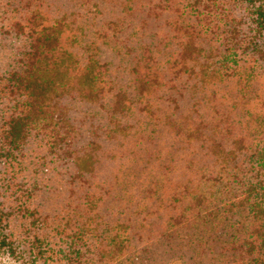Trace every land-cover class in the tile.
<instances>
[{
	"label": "trees",
	"instance_id": "1",
	"mask_svg": "<svg viewBox=\"0 0 264 264\" xmlns=\"http://www.w3.org/2000/svg\"><path fill=\"white\" fill-rule=\"evenodd\" d=\"M53 1L0 0V254L264 264V0Z\"/></svg>",
	"mask_w": 264,
	"mask_h": 264
},
{
	"label": "rangeland",
	"instance_id": "2",
	"mask_svg": "<svg viewBox=\"0 0 264 264\" xmlns=\"http://www.w3.org/2000/svg\"><path fill=\"white\" fill-rule=\"evenodd\" d=\"M49 1L56 3L53 0H45V3L49 2ZM50 6L54 7V5H50ZM80 10L82 12L84 9H80ZM20 180H22L21 176L16 177L14 179V181H20ZM12 184H13V182H12ZM15 184H16V182H15ZM0 200H2V202L5 205L9 204V203H16L17 202L16 197H15V193H13L11 190H8L2 194L0 193ZM31 200H32V202H35L37 200V198L35 197ZM16 222H18V221H16ZM21 262H22V259L20 257H14V256L8 255V254H0V264H21ZM113 264H128V263L126 261H123V260H117ZM162 264H183V262H182V259L178 256H170V257H166Z\"/></svg>",
	"mask_w": 264,
	"mask_h": 264
}]
</instances>
